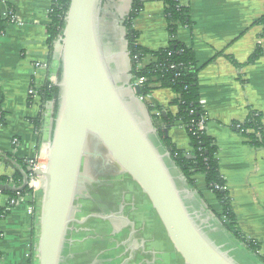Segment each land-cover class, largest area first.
Returning <instances> with one entry per match:
<instances>
[{"label": "crops", "instance_id": "0c3cea01", "mask_svg": "<svg viewBox=\"0 0 264 264\" xmlns=\"http://www.w3.org/2000/svg\"><path fill=\"white\" fill-rule=\"evenodd\" d=\"M131 1L102 0L99 37L115 85L140 124L150 130L155 128L144 103L166 109L175 95L169 89L156 90L141 102L132 86L121 25ZM176 1L189 10L192 25L180 27L176 37L193 50L202 66L198 74L200 103L208 120L207 134L217 148L218 171L229 194L236 228L258 244V254L264 258V149L253 147L231 129L232 123L246 119L249 110L262 114L264 127V58L243 67L261 34L255 23L264 14V0ZM51 5L52 0H0V156L11 158L9 164L0 162V177H12L18 171L25 174L18 163L33 160L38 147L50 140L52 106L45 108L38 142L31 121L40 114V102L30 101L27 91L32 83L40 88L47 78H55L59 68V42L49 68L41 66L48 65ZM8 12L14 23L9 22ZM134 29L142 47L150 51L166 47L169 37L162 4L145 0ZM226 57L233 58L241 69L231 66ZM168 111L175 114L176 109ZM168 137L177 149L189 150L181 126L171 127ZM152 139L160 147L157 134ZM160 151L168 154L163 148ZM85 161L60 264H184L150 202L132 180L126 183L125 174H118L124 182L114 188L117 192L102 187L95 195L90 192L97 197L91 199L89 190L81 186ZM167 162L172 167L171 160ZM174 173L189 212L208 238L236 264H252L251 257H256L219 220L220 205L206 189L203 177L196 176L195 188H191L176 169ZM14 199L10 206L9 196L0 193V210L6 213L0 218V264H38L41 193L35 199L29 194Z\"/></svg>", "mask_w": 264, "mask_h": 264}, {"label": "water", "instance_id": "95a60500", "mask_svg": "<svg viewBox=\"0 0 264 264\" xmlns=\"http://www.w3.org/2000/svg\"><path fill=\"white\" fill-rule=\"evenodd\" d=\"M101 2L69 0L46 165L43 170L26 168L21 188L0 186V193L25 188L31 172L42 179L38 264H60L86 146L95 140L146 196L184 264H236L196 223L178 188L176 168L167 162L169 154L152 139L156 130L140 124L115 85L100 43ZM164 133L168 136L167 129Z\"/></svg>", "mask_w": 264, "mask_h": 264}, {"label": "trees", "instance_id": "16d2710c", "mask_svg": "<svg viewBox=\"0 0 264 264\" xmlns=\"http://www.w3.org/2000/svg\"><path fill=\"white\" fill-rule=\"evenodd\" d=\"M148 1L162 4L169 41L166 47L156 51H150L138 43V33L134 29V21L142 11L145 0H132L129 13L121 24L125 33L126 51L130 61L131 83L133 85L136 81L143 80L142 85L138 87V98L145 99L152 92L162 89H169L175 95L174 100L166 109L144 103L156 129L160 147L168 152L169 159L188 186L195 188L196 176L203 177L206 189L220 205L221 215L218 218L221 222L224 221L227 232L264 264V258L258 254V244L244 237L236 228L229 194L218 171L217 148L214 140L207 134L208 120L199 98L198 74L202 66L197 63L193 50L177 40L176 37L180 27L190 28L192 25L189 10L176 0ZM68 5L69 0H52L49 14L50 24L47 28L48 66L53 60L55 45L63 35ZM255 24L261 27L259 40L263 42L256 44L243 67L253 65L264 58V14ZM226 60L234 68L241 69L242 66L233 58L226 57ZM55 79L57 82L60 79L59 68ZM38 96L40 114L31 123L39 142L42 136L45 108L51 105L53 119L56 116L59 88L56 84L46 81L38 89ZM169 108H175V114L168 111ZM1 120L2 116H0ZM160 125L164 128H161ZM176 125L181 126L187 134L188 151L177 149L164 133V129L168 131ZM199 125L202 126L201 130ZM231 129L247 139L253 147L264 149L263 116L260 112L249 110L246 119L242 123H232ZM10 161L9 156H0V162L9 164ZM18 164L24 172L27 164L22 162ZM22 185L23 176L19 171L15 172L12 177H0V186L19 189ZM30 192L28 187H25L18 192L7 190L1 193L14 199L17 195H30ZM5 214L4 210H0V218Z\"/></svg>", "mask_w": 264, "mask_h": 264}, {"label": "rangeland", "instance_id": "374dc122", "mask_svg": "<svg viewBox=\"0 0 264 264\" xmlns=\"http://www.w3.org/2000/svg\"><path fill=\"white\" fill-rule=\"evenodd\" d=\"M85 160L81 186H85L89 190V193L93 192L95 195L102 187L114 189L123 184L124 181L120 179L118 175L121 171L111 161L103 148L94 140L90 141L86 146ZM125 180L127 183L130 182L131 179L125 175ZM132 184L135 187L137 186L135 183ZM113 192L117 191L114 189ZM94 195L90 193L91 199L97 198ZM109 201L112 200L109 199ZM251 258L253 260L252 264H258L256 259H253V257Z\"/></svg>", "mask_w": 264, "mask_h": 264}, {"label": "built area", "instance_id": "2783aa9c", "mask_svg": "<svg viewBox=\"0 0 264 264\" xmlns=\"http://www.w3.org/2000/svg\"><path fill=\"white\" fill-rule=\"evenodd\" d=\"M7 18H8L10 23H14L15 22L14 17H13L11 12H8V17ZM61 40H62V37L58 41L60 44H61ZM262 42H263L262 40H258V43L262 44ZM39 66H40V64H36V67H39ZM41 66L46 68V69L49 68V66L47 64H43ZM46 81H49L51 84H55L56 83V79L55 78H47ZM142 83H143V80L140 79V80L136 81L132 86H133V88H135V87L138 88L139 86L142 85ZM38 89L39 88L33 83L28 88L27 97H28V99L30 101L36 100V101L40 102V99H39V96H38ZM145 99L139 98V100L141 102L145 101ZM199 128L201 130L202 126L199 125ZM47 149H48V143L42 144L39 147L38 153L36 154L35 158L33 160H29L27 162L28 167L31 168L32 171H34V170H43L44 169V167L46 165ZM41 186H42V179L37 177V176H35V175H33V173L31 172L29 174L28 181H27V186H26L31 191L30 192V197L35 199L36 195L40 194V192H41ZM17 196H19V195H17ZM15 202H16L15 199H10L8 201V204L10 206H12V205L15 204Z\"/></svg>", "mask_w": 264, "mask_h": 264}, {"label": "bare ground", "instance_id": "6f19581e", "mask_svg": "<svg viewBox=\"0 0 264 264\" xmlns=\"http://www.w3.org/2000/svg\"><path fill=\"white\" fill-rule=\"evenodd\" d=\"M95 141V140H94ZM96 142V141H95ZM99 144V143H98ZM100 145V144H99ZM101 146V145H100ZM101 148H103L102 146H101ZM103 150H104V148H103ZM105 151V150H104ZM106 152V151H105ZM107 154V153H106ZM109 157V156H108Z\"/></svg>", "mask_w": 264, "mask_h": 264}]
</instances>
